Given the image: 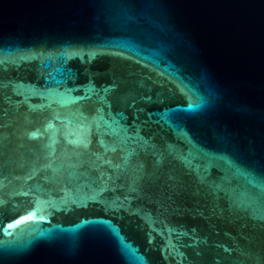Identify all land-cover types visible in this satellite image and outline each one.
I'll list each match as a JSON object with an SVG mask.
<instances>
[{"label": "water", "instance_id": "obj_1", "mask_svg": "<svg viewBox=\"0 0 264 264\" xmlns=\"http://www.w3.org/2000/svg\"><path fill=\"white\" fill-rule=\"evenodd\" d=\"M0 264H264V0H0Z\"/></svg>", "mask_w": 264, "mask_h": 264}]
</instances>
